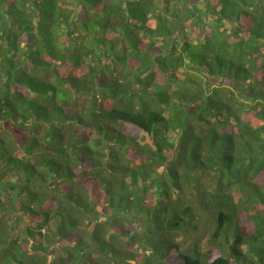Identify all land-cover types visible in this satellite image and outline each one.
I'll return each mask as SVG.
<instances>
[{
    "label": "trees",
    "instance_id": "16d2710c",
    "mask_svg": "<svg viewBox=\"0 0 264 264\" xmlns=\"http://www.w3.org/2000/svg\"><path fill=\"white\" fill-rule=\"evenodd\" d=\"M0 264H264V0H0Z\"/></svg>",
    "mask_w": 264,
    "mask_h": 264
},
{
    "label": "rangeland",
    "instance_id": "374dc122",
    "mask_svg": "<svg viewBox=\"0 0 264 264\" xmlns=\"http://www.w3.org/2000/svg\"><path fill=\"white\" fill-rule=\"evenodd\" d=\"M192 35H194L193 33H191ZM140 141L143 143V144H150V141L148 139V136L144 133V132H141L140 133ZM202 232V229L201 228H198L197 231H193L191 230L190 232L187 231V232H180L177 236H176V241L177 242H180L182 243L181 245H188L190 243H195L198 241V239H200L199 241V244H198V248L200 250H204L202 245H203V242H205L206 240V236H203L202 239L201 237L199 238L200 234Z\"/></svg>",
    "mask_w": 264,
    "mask_h": 264
}]
</instances>
